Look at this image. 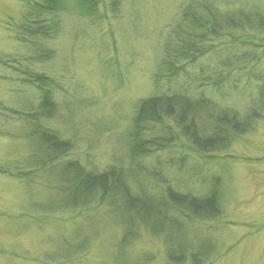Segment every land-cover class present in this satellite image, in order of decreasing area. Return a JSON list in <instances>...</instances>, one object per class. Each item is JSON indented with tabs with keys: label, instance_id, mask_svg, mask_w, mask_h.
Returning a JSON list of instances; mask_svg holds the SVG:
<instances>
[{
	"label": "rangeland",
	"instance_id": "rangeland-1",
	"mask_svg": "<svg viewBox=\"0 0 264 264\" xmlns=\"http://www.w3.org/2000/svg\"><path fill=\"white\" fill-rule=\"evenodd\" d=\"M196 1L95 0L88 13L77 0H65L59 32L46 42L51 57L25 64L55 82V107L47 126L70 141L68 159L97 170L114 162L136 103L164 89L155 88L164 81V62L175 58L172 50L186 49L179 34L195 32L184 20V10ZM26 13L20 0H0V166L20 164L29 150L21 137V120L1 109L26 112L38 102L37 91L13 63L9 67L1 61L17 57L21 63L27 53L11 26ZM185 69L178 82L185 78L191 89L205 90L220 108L243 115L253 107L261 117L226 151L193 156L188 152L199 168V179L211 174L222 178L221 215L193 222L196 227L183 233L170 228L161 229L162 236L140 232L128 253L151 256L149 264H171L163 239L174 235L194 247H211L202 264H264V34L220 37L210 53ZM205 80L206 85L199 84ZM175 145L187 152L181 143ZM190 182L196 192L197 181ZM57 198L48 197L41 182L27 185L0 173V264H113L119 232L110 219L103 211L72 216L48 210ZM68 237L71 247L84 241L87 249L62 262V239Z\"/></svg>",
	"mask_w": 264,
	"mask_h": 264
},
{
	"label": "trees",
	"instance_id": "trees-1",
	"mask_svg": "<svg viewBox=\"0 0 264 264\" xmlns=\"http://www.w3.org/2000/svg\"><path fill=\"white\" fill-rule=\"evenodd\" d=\"M20 1L27 13L11 26L15 40L27 53L20 58L21 63L16 61L17 57H4L1 61L9 67L13 63L12 68L20 71V77L37 91L38 102L26 112L1 106L4 113L21 120V137L29 150L20 164L0 166V173L27 185L34 181L45 185L48 197H58L55 206L48 210L72 216L103 211V217L110 219L119 232L111 257L113 264L152 261L149 255L128 253L129 245L140 232L162 236L161 229L170 228L175 234L183 233L196 227L193 222L217 219L223 207L222 178L211 174L199 179V168L189 153L213 155L226 151L235 139L251 132L249 128L261 116L253 107L243 115L220 108L205 90L191 89L184 77L181 82L177 80L186 75L188 65L210 53L220 37L232 40L236 34H264V0H255L251 6L245 0H197L184 10V20L195 32L179 34L178 41L186 49L172 50L175 58L164 62V81L155 87L164 89L136 103L131 127L122 137L121 151L113 163L101 170L88 169L83 162L66 157L70 141L47 126L55 107V82L49 76L28 70L25 64L51 57L52 50L46 42L59 32V14L65 0ZM77 1L88 13L96 5L95 0ZM179 55L184 56L178 59ZM177 142L187 152L176 148ZM168 177L174 185H170ZM190 181H197L196 192L192 191ZM172 236L163 239L168 263L202 264L212 253L210 246L194 247L179 236ZM72 242L70 237L62 239V262L84 251V241L75 247H71Z\"/></svg>",
	"mask_w": 264,
	"mask_h": 264
}]
</instances>
